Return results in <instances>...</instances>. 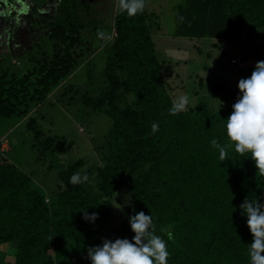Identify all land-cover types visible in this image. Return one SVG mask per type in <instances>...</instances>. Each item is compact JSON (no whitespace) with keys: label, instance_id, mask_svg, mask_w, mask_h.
<instances>
[{"label":"trees","instance_id":"obj_1","mask_svg":"<svg viewBox=\"0 0 264 264\" xmlns=\"http://www.w3.org/2000/svg\"><path fill=\"white\" fill-rule=\"evenodd\" d=\"M176 8L180 37L238 42L250 38L245 24L264 28V0H178ZM0 11L16 23L30 22L42 52L26 70L0 58V127L28 117L31 147L42 166L36 175L10 159L9 139L10 149L0 152V264H91L89 247L132 240L128 218L140 211L152 216L155 234L165 240L168 264H250L253 237L239 206L245 198L264 203V178L257 177L250 154L241 157L233 146L221 162L211 146L212 139L229 143L226 119L239 90L224 79H201V89L212 84L214 93L228 95V106L210 108L207 99H198L170 115L177 97L153 39L159 23H152L146 7L129 17L116 4L109 15L98 11L93 19L81 0H0ZM97 49L106 52L105 86L97 95L80 92L72 76ZM61 87L58 102L69 95L73 105L112 119L103 156L89 167L84 158H67L65 137L46 132L31 116ZM153 123L159 125L155 133ZM74 173L87 174L88 182L73 186ZM121 193L129 197L128 213L113 228L110 203ZM85 210L98 218L84 220Z\"/></svg>","mask_w":264,"mask_h":264},{"label":"rangeland","instance_id":"obj_2","mask_svg":"<svg viewBox=\"0 0 264 264\" xmlns=\"http://www.w3.org/2000/svg\"><path fill=\"white\" fill-rule=\"evenodd\" d=\"M81 1L85 3V8L92 14L93 19L97 17L98 13L96 15L95 12L98 11L109 15L117 4V0ZM177 1L148 0L146 5V10L154 18L152 23H159L152 29L153 39L160 57L171 70L169 79L175 88V95H189L190 105L198 99H204L205 102L207 99L210 108L227 107L229 102L225 99L228 95L214 93L212 84L201 89L199 80L204 79L207 82L212 79V83L217 84L224 79L227 87L238 89L239 80L250 77L256 63L264 58V28H253L250 24H245L244 33L250 38L244 37L238 42L180 37L175 35ZM104 20L106 19L103 18L102 21ZM38 39L31 35L30 22L25 25L16 23L0 11V51L4 49L0 58L6 60V64L22 70L23 66L25 70L30 68L32 56L37 54L38 59L42 57L41 49L36 46ZM99 50L89 52L88 59L91 60L82 63L72 76L71 82L80 92L88 90L97 95L105 86L103 68L106 52ZM12 51L15 53L9 56ZM90 79H94L92 86ZM63 90V87L59 88L51 96V100L36 107L31 116L39 118L36 119L46 132L65 137L69 146L67 158H84L88 164L86 167H89L103 156L102 145L107 141L112 119L104 112L87 109L81 103L73 105L69 101V95L58 102L57 97ZM27 120L28 117L7 119L0 127V136L5 137V151L10 149L7 139L13 141V150L8 155L10 159L22 165L28 172L36 171V175H39L42 166L36 161L37 153L31 147L34 139L26 128ZM128 207L129 197L126 193L113 198L110 203L113 228L119 227L126 219Z\"/></svg>","mask_w":264,"mask_h":264},{"label":"clouds","instance_id":"obj_3","mask_svg":"<svg viewBox=\"0 0 264 264\" xmlns=\"http://www.w3.org/2000/svg\"><path fill=\"white\" fill-rule=\"evenodd\" d=\"M146 7V0H117V8L121 13L133 17L142 13ZM180 22L184 17H179ZM98 37L105 34L98 31ZM241 95L232 105V111L226 119V136L229 143L221 145L216 139L211 140V146L218 150L221 162L228 159V150H234L241 157L250 154L257 168V177L264 178V60L258 61L251 76L241 78L238 82ZM190 98L182 94L173 100L169 109L170 115H177L188 110ZM159 125L152 124V132L158 131ZM87 174L74 173L70 177L73 186L87 183ZM259 198H245L239 206L241 215L247 217V227L252 234L248 255L250 264H264V203ZM97 213L91 215L85 210L83 219L95 221ZM129 224L134 236L130 241L127 238L103 240L102 246L89 247L87 258L91 264H168L169 251L161 236L155 234L152 227L151 215L143 211L129 216ZM165 232L169 241L174 240L173 233L168 229Z\"/></svg>","mask_w":264,"mask_h":264},{"label":"built area","instance_id":"obj_4","mask_svg":"<svg viewBox=\"0 0 264 264\" xmlns=\"http://www.w3.org/2000/svg\"><path fill=\"white\" fill-rule=\"evenodd\" d=\"M5 138V137H4ZM4 138L0 139V152H4L5 151V147L3 148V143L6 144L3 140ZM8 140V139H7ZM9 144V141H8Z\"/></svg>","mask_w":264,"mask_h":264}]
</instances>
